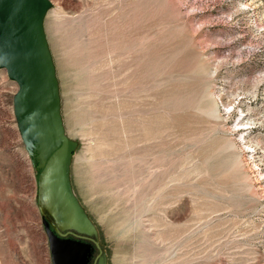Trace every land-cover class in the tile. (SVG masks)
Here are the masks:
<instances>
[{
    "label": "rangeland",
    "instance_id": "rangeland-1",
    "mask_svg": "<svg viewBox=\"0 0 264 264\" xmlns=\"http://www.w3.org/2000/svg\"><path fill=\"white\" fill-rule=\"evenodd\" d=\"M32 28L53 114L14 25L0 223L80 264H264V0H48Z\"/></svg>",
    "mask_w": 264,
    "mask_h": 264
},
{
    "label": "crops",
    "instance_id": "crops-1",
    "mask_svg": "<svg viewBox=\"0 0 264 264\" xmlns=\"http://www.w3.org/2000/svg\"><path fill=\"white\" fill-rule=\"evenodd\" d=\"M43 224L46 226V235L33 236L15 235L11 223H0V264H80V254L73 251L69 253L65 248L71 242H60L49 229V224L55 227L56 224ZM21 227H24V223H21ZM21 232L25 231L21 229ZM52 239L57 249L55 253Z\"/></svg>",
    "mask_w": 264,
    "mask_h": 264
},
{
    "label": "water",
    "instance_id": "water-1",
    "mask_svg": "<svg viewBox=\"0 0 264 264\" xmlns=\"http://www.w3.org/2000/svg\"><path fill=\"white\" fill-rule=\"evenodd\" d=\"M48 0H0V67L6 68L9 65V59L7 58L1 60L3 56H14L17 54V49L12 48L11 51H8L7 44L12 45L10 40L11 30L13 26H20L22 30L26 33L28 43L30 45V55L33 58L35 65L39 72L41 73L45 84L46 92L49 97L50 103V113L53 114L52 105H53V95L50 89V81L45 73L42 65L39 63L38 58L35 54L34 45L32 43V22L34 20L40 19L42 16L43 10L47 6ZM16 112L19 119H22L23 116V105L16 103ZM40 186H42V177L40 178ZM42 190L40 189V194ZM43 215L47 221L49 218L43 212ZM52 238V236H51ZM52 247L54 253L57 252L56 245L52 239Z\"/></svg>",
    "mask_w": 264,
    "mask_h": 264
},
{
    "label": "flooded vegetation",
    "instance_id": "flooded-vegetation-1",
    "mask_svg": "<svg viewBox=\"0 0 264 264\" xmlns=\"http://www.w3.org/2000/svg\"><path fill=\"white\" fill-rule=\"evenodd\" d=\"M52 223V222H50ZM49 229L51 230V232L61 241V242H72L71 244H73V241L78 242L77 240H74L75 238L71 237V236H67L64 235L63 233H61L57 227L52 226L49 224ZM73 240V241H72Z\"/></svg>",
    "mask_w": 264,
    "mask_h": 264
},
{
    "label": "bare ground",
    "instance_id": "bare-ground-1",
    "mask_svg": "<svg viewBox=\"0 0 264 264\" xmlns=\"http://www.w3.org/2000/svg\"><path fill=\"white\" fill-rule=\"evenodd\" d=\"M258 84H259V83H258ZM243 124H244V125H252L251 122H244ZM42 188H43V187H42ZM42 193H44L43 190H42Z\"/></svg>",
    "mask_w": 264,
    "mask_h": 264
}]
</instances>
